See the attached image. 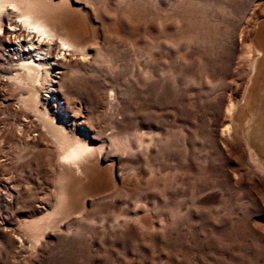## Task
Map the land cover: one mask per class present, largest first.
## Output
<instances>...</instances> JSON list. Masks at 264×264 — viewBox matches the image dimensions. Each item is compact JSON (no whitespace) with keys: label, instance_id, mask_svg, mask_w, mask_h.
<instances>
[{"label":"rangeland","instance_id":"rangeland-1","mask_svg":"<svg viewBox=\"0 0 264 264\" xmlns=\"http://www.w3.org/2000/svg\"><path fill=\"white\" fill-rule=\"evenodd\" d=\"M55 2L40 59L0 10V264H264V0Z\"/></svg>","mask_w":264,"mask_h":264},{"label":"bare ground","instance_id":"bare-ground-1","mask_svg":"<svg viewBox=\"0 0 264 264\" xmlns=\"http://www.w3.org/2000/svg\"><path fill=\"white\" fill-rule=\"evenodd\" d=\"M49 3H45L43 0H0V10H3V11H5V10H8V9H12L13 7H12V5L14 6V8L15 7H17V8H19V9H21L22 11H23V19L21 20L22 22H23V24H24V28L23 27H21V29L22 30H20V32L22 31V32H24V34L29 38V40H30V44H31V41H33V39H34V41H36L37 42V45L36 46H34V44L35 43H32V48H29V49H23L24 50V53L26 54V55H30L31 54V56L33 57H38L39 59L41 58V55H42V52L40 51L39 52V46H41L42 44H45L46 42H52L53 43V41H55V40H60V41H62V44H63V46H64V48H65V50H67V51H72V50H76V51H78L80 48H81V46H80V43H79V41L76 39V36H77V34L79 33L78 31H77V29L76 28H73V27H70V26H67V25H63V24H61L60 23V21H59V19H58V17L57 16H55V15H53L52 13H50V10H49V7L50 6H52V4H54V3H56L55 2V0H50V1H48ZM9 4H11V7H9ZM191 4V3H190ZM190 4L189 5H185V6H190ZM183 5V4H182ZM57 6V5H56ZM178 6L179 5H177V8H178ZM185 6H183V7H185ZM192 6V5H191ZM194 6V5H193ZM183 7H182V9H183ZM61 8V7H60ZM186 8V7H185ZM191 8V7H190ZM192 8H194V7H192ZM55 9H56V7H55ZM62 9V8H61ZM176 9V8H175ZM175 9H174V11H175ZM181 9V10H182ZM223 9H224V7H223ZM53 10V9H52ZM162 10V9H161ZM180 10V9H179ZM188 10V9H187ZM194 10V9H193ZM225 11L227 10V8L226 9H224ZM183 11H185V10H183ZM189 11H191L190 9H189ZM189 11H188V13H189ZM196 10H194V12H195ZM173 12V11H172ZM227 13L229 12L228 10L226 11ZM177 13V12H176ZM178 13H179V11H178ZM182 13H184V12H182ZM225 13V12H224ZM160 14V13H159ZM162 14V13H161ZM173 14H175L174 12H173ZM195 14V13H194ZM194 14H193V17H194ZM198 14V13H197ZM179 15H180V13H179ZM182 15V14H181ZM186 14H184V16H185ZM190 15H192L191 13H190ZM190 15H186V18H187V16H190ZM159 16V15H158ZM161 16V15H160ZM163 16V15H162ZM161 16V18H163ZM164 16H165V14H164ZM171 16H172V13H171ZM170 16V18H173V17H171ZM198 16V15H197ZM200 16V15H199ZM175 17V16H174ZM177 17V16H176ZM193 17H192V19H193ZM195 17H196V15H195ZM202 17V16H201ZM201 17H199V18H201ZM258 17V16H257ZM168 19H169V17H167ZM198 18V17H197ZM61 19V18H60ZM165 19V18H164ZM179 19H181V18H179ZM202 19H204V18H202ZM174 20V19H173ZM191 20V17L189 18V21ZM196 20V19H195ZM195 20H193V22L195 21ZM198 20H200V19H198ZM160 21H161V19H160ZM163 21V20H162ZM167 21V20H166ZM175 21H176V19H175ZM177 21H180V20H177ZM182 21V20H181ZM181 21L179 22V23H181ZM184 21V20H183ZM187 21L188 20H186V23H187ZM192 21V20H191ZM205 21H208V20H205ZM170 22H171V19H170ZM173 22V21H172ZM192 22V23H193ZM196 22V21H195ZM201 22L203 23V24H205L206 25V23H204L202 20H201ZM257 22V21H256ZM255 22V23H256ZM19 22H17L16 21V26L14 27V29L12 30V31H15V30H17L18 28H16V27H18L20 24H18ZM21 23V22H20ZM162 23H164V22H162ZM167 23V22H166ZM178 23V22H177ZM175 24V25H178V24ZM184 23V22H183ZM183 23H181V24H183ZM185 23V24H186ZM192 23L191 24H189L190 26L192 25ZM209 23V22H208ZM262 23V22H261ZM188 24V23H187ZM186 24V25H187ZM193 24H195L196 26L198 25L199 26V23L197 22V24L196 23H193ZM210 24V23H209ZM209 24H207V26L209 25ZM166 25H168V24H166ZM189 25H187L188 27H189ZM195 25H194V28H195ZM201 25V24H200ZM256 25V24H255ZM164 26V25H163ZM180 26H182L183 27V25H180L179 24V27ZM185 26V25H184ZM202 26V25H201ZM211 27H213L212 25H210ZM210 26H209V28H210ZM258 26V25H257ZM261 26V25H260ZM260 26H259V29H260ZM263 26V25H262ZM171 27H172V25H171ZM204 27H206V26H203V28ZM216 26H214V28H215ZM166 28H168V27H166ZM165 28V29H166ZM175 28H177V26L175 27ZM185 29L187 28V27H184ZM184 28H183V30H184ZM191 28H193V27H191ZM199 28V27H198ZM198 28H196V29H198ZM202 28V27H201ZM217 28V27H216ZM256 28V27H255ZM258 28V27H257ZM20 29V28H19ZM75 29V30H74ZM170 29V28H169ZM177 29H179V28H177ZM196 29H194V30H196ZM208 29V28H207ZM262 29V28H261ZM181 30V29H180ZM179 30V31H180ZM187 30V29H186ZM257 30V29H256ZM263 30V29H262ZM185 31V30H184ZM188 31V30H187ZM210 31H211V29H210ZM19 32V31H18ZM154 32V31H153ZM165 32H167V30H165ZM177 32H178V30H177ZM186 32V31H185ZM189 32V31H188ZM191 32H194L193 30H191ZM190 32V33H191ZM202 33H203V30L201 31ZM254 32H255V30H254ZM264 32V31H263ZM173 33V32H172ZM175 33V32H174ZM195 33V32H194ZM205 33V32H204ZM258 33H259V31H258ZM17 34V33H16ZM21 34V33H20ZM80 34V33H79ZM79 34H78V36H79ZM164 34H166V33H164ZM175 34H177V33H175ZM179 35H180V33H178ZM177 34V35H178ZM186 34V33H185ZM184 34V35H185ZM188 34V33H187ZM197 34V33H196ZM196 34H194V35H196ZM200 33H198V35H199ZM208 33L206 32V35H207ZM210 34V33H209ZM208 34V35H209ZM261 34V33H260ZM258 35L257 36V40H258V43H256V41H255V43H256V45H257V50H256V47H255V50H256V57H255V59H254V61H253V64H251L252 65V69H250L251 70V74H250V78H248L249 79V81H248V83L250 84L249 86H250V88H257L258 86L257 85H259V84H261L262 83V80H264V57H262V54H261V52H263V55H264V34H262V36L261 35ZM173 35V34H172ZM190 35H192V34H190ZM198 35H196V38H197V36ZM256 35V34H255ZM187 36H189V35H187ZM156 37V36H155ZM154 37V38H155ZM164 37V36H163ZM180 37V36H179ZM192 37V36H191ZM157 38V37H156ZM155 38V39H156ZM159 38V37H158ZM161 38V37H160ZM166 38V37H165ZM170 38V37H169ZM185 38V37H184ZM183 38V39H184ZM189 38V37H188ZM195 38V39H196ZM210 38V37H209ZM171 40L173 39V38H170ZM192 39V38H191ZM194 39V38H193ZM194 39V40H195ZM170 40V41H171ZM179 40V39H178ZM193 40V41H194ZM203 40H204V37H203ZM202 40V41H203ZM208 40V39H207ZM210 40H211V38H210ZM210 40H208L209 42H210ZM33 41V42H34ZM180 42L182 41V38H180V40H179ZM178 41V42H179ZM184 41V40H183ZM188 41V40H187ZM190 42H191V40H189ZM199 41V40H198ZM207 41V43L206 44H209V42ZM175 42V41H174ZM195 42V41H194ZM201 42V41H200ZM205 41H203V44H205L204 43ZM252 42V41H251ZM176 43V42H175ZM253 43V42H252ZM251 43V44H252ZM254 43V44H255ZM190 44V43H189ZM205 44V45H206ZM253 44V45H254ZM37 47V48H36ZM42 49V48H41ZM254 49H253V51H255ZM34 53H36L35 55H34ZM199 54V53H198ZM35 59V58H34ZM35 60H37V59H35ZM32 62V61H31ZM35 62V61H34ZM33 62V63H34ZM26 63H28V64H30L29 62H26ZM26 63H23V64H25V65H27ZM32 64V63H31ZM36 65V64H35ZM24 67V66H23ZM29 68V67H28ZM32 68V67H31ZM251 68V67H250ZM249 75V74H248ZM247 86V85H246ZM263 86H264V84H263ZM249 88V87H248ZM249 88V89H250ZM251 90L252 89H250V91L249 92H251ZM253 91V90H252ZM249 92H248V94L247 95H249ZM247 93V92H246ZM252 96V92H251V94L249 95V98ZM246 95H245V99L244 100H246ZM249 98H247L248 100H249ZM247 100V101H248ZM259 100H261V99H259ZM258 101V100H257ZM243 103H244V101H243ZM256 103V102H255ZM259 104V103H258ZM237 105V104H236ZM240 105V104H239ZM237 106V107H240V106ZM249 106V105H248ZM241 107H242V104H241ZM234 108V107H233ZM251 108V107H250ZM249 108V109H250ZM256 108H258V107H256ZM253 109H254V107H253ZM252 109V110H253ZM246 110V109H245ZM232 111V110H231ZM234 111V110H233ZM253 112V111H252ZM234 113V112H233ZM235 114H237V112H235ZM234 116V115H233ZM241 117V116H240ZM239 121H241V120H239ZM263 123V122H262ZM262 125V124H261ZM260 126V125H259ZM246 129V128H245ZM74 148V147H73ZM72 148V150L70 151V154L67 156V158L68 159H66V160H71L72 161V159H73V161L75 160V162H79V160L80 159H82L83 157H85L86 155H87V153H90L89 151L91 150L92 151V147H90L89 145H79L78 147H76V148H74L73 149ZM68 151V152H69ZM72 158V159H71ZM76 163V164H77ZM83 170V169H82ZM78 171H81V170H79V168H78ZM82 173V172H81ZM87 174H88V172H87ZM61 179H63V178H61ZM66 190V189H65ZM64 191V190H63ZM66 192V191H65Z\"/></svg>","mask_w":264,"mask_h":264}]
</instances>
